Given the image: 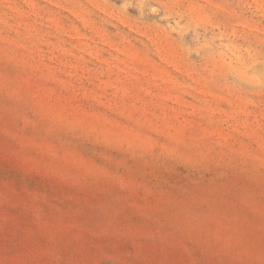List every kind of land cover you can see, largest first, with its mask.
<instances>
[{
    "label": "rangeland",
    "instance_id": "374dc122",
    "mask_svg": "<svg viewBox=\"0 0 264 264\" xmlns=\"http://www.w3.org/2000/svg\"><path fill=\"white\" fill-rule=\"evenodd\" d=\"M0 264H264V0H0Z\"/></svg>",
    "mask_w": 264,
    "mask_h": 264
}]
</instances>
